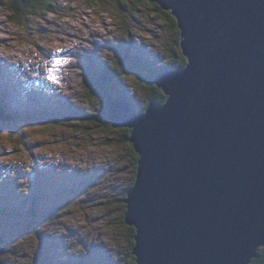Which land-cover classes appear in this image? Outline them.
Masks as SVG:
<instances>
[{"label": "water", "instance_id": "1", "mask_svg": "<svg viewBox=\"0 0 264 264\" xmlns=\"http://www.w3.org/2000/svg\"><path fill=\"white\" fill-rule=\"evenodd\" d=\"M147 1L175 19L187 64L156 76L166 104L108 110L116 128H133L139 156L125 200L132 254L249 264L264 247V0Z\"/></svg>", "mask_w": 264, "mask_h": 264}, {"label": "rangeland", "instance_id": "2", "mask_svg": "<svg viewBox=\"0 0 264 264\" xmlns=\"http://www.w3.org/2000/svg\"><path fill=\"white\" fill-rule=\"evenodd\" d=\"M145 1L137 7L135 3L126 0H89V2L58 0V5L65 10L63 12L65 14L62 16L47 14L41 20L39 27L36 18L29 19L27 25L14 23L10 20L7 5L0 4V77H3L2 80L6 85H8L7 81L11 85H16L13 77L16 72L21 73V71H14L11 66L25 63L26 55L33 51L44 62L37 67V72L46 79L42 84L39 83L47 88L44 89L46 97L41 99L50 100L52 103L50 90L54 89L53 96L58 100L57 105L54 106H63L58 108L60 111L66 107V112L70 114L76 113L75 110L78 113L81 110L90 113L94 111L92 107L99 104L100 100L97 95L92 98L85 95L83 83H86L84 82V70L88 69L86 63L89 60V67L92 68L89 70L92 75L86 81L95 83L93 79L97 74L108 65L111 67V61L116 59L121 61L120 65L125 71L124 93L128 96L136 91L137 108L134 102L133 108H136L134 112L139 113L140 105L142 113V110L144 111L147 106L148 109L153 102L148 104V100L145 101L144 96L148 95L149 91L148 83L142 85L143 87L138 85L135 87V76L140 73L142 79L154 84L156 77L152 74L154 72H157V75L162 74L159 70L164 68L158 65L162 63L166 66L174 65L176 55L180 57L177 48L181 49L180 42L176 41L178 38L171 27V21L164 18V14L169 12L162 10L155 3ZM149 3L159 7L160 11L158 12ZM116 6L122 9L126 23L120 19L122 14L118 13ZM30 24L32 27L27 31L26 28ZM123 24L126 25L125 29L121 28ZM125 31L127 36L124 35ZM90 42L92 46L93 42L97 43L96 47L88 53L89 56L79 59L81 61L77 63V55L82 54L81 49ZM107 43L116 47L115 52L107 49ZM65 46L72 48V54L63 51ZM57 49L60 51L58 52ZM44 52L51 53L54 56L53 60L45 59ZM61 53L66 56H62ZM18 54H22L24 59L17 62ZM11 59L15 60L14 63ZM56 59L61 60L59 66L54 64ZM140 65L147 66L150 73L141 71ZM8 66L12 69L10 67V70L5 69ZM46 66L50 72L52 71L49 77L44 76L47 74ZM64 67H67L68 72L62 74ZM54 73L56 77L52 78ZM67 78L69 82H66ZM51 80L54 82L49 85L48 82ZM2 83L0 82V107L7 113L9 112L6 108L11 109L14 119L11 121L5 116L7 113L2 110L0 123L11 121L14 125L13 129L23 131L29 138H27L28 143L32 144L30 147H34L33 152L38 151L35 152L38 154L35 157L36 163H30L28 168L37 171L39 180L50 179L24 187L19 180L21 189L15 190L17 183L13 174L17 175L19 170L26 169L27 160L33 159L29 155L15 153L13 146L18 144V137L10 138L6 132L0 131V162L3 161L10 172L7 182L1 181L3 178H0V210L1 208L11 210L14 205L25 207L28 204L33 208L34 203L37 202L35 206L37 205L38 214L48 213L51 209L52 211L48 215L38 216L34 215L32 208H29V216L26 214L18 218L15 216L11 219L13 220L11 226L7 225L10 219L6 214L0 213V233L4 234L0 236L5 237L0 243V264H35L36 257L40 259V264H79L81 261L83 264H127L125 257L129 243L117 218L122 212L121 204L113 201H117L118 192L128 187L132 179L133 160L128 157L130 146L126 137L133 128H115L110 121L108 122L112 127L108 124L104 128L89 127L79 122L71 126L46 127L47 120L34 118L35 113L42 111L33 114L28 111L37 109L36 105L43 100L32 101L28 97L26 100H20L11 95L6 102ZM65 89L67 95L64 93ZM58 92H61L62 97L56 94ZM167 102L166 99L164 103ZM14 108H20L21 113L16 112ZM51 109H55L53 104ZM37 122L41 125L36 126ZM47 153L54 156L55 163H59L63 168L57 170L55 163H46L43 155ZM85 160L90 163L87 167L86 163L84 165ZM21 161L25 164L17 163L21 166L16 167V162ZM96 170L98 176L91 178L92 175H96ZM10 186L17 192L13 194L14 203L11 198L2 196ZM134 186L135 183L131 189ZM40 190L45 192H39ZM119 195L121 198L123 194ZM108 197L114 200L108 201ZM50 199L53 204L49 203ZM63 200L66 204L62 206L60 204ZM32 222L36 224L32 225ZM2 245L8 246L5 253L1 249Z\"/></svg>", "mask_w": 264, "mask_h": 264}, {"label": "trees", "instance_id": "3", "mask_svg": "<svg viewBox=\"0 0 264 264\" xmlns=\"http://www.w3.org/2000/svg\"><path fill=\"white\" fill-rule=\"evenodd\" d=\"M94 1V0H91ZM125 1V0H122ZM129 3L132 4H136V6L138 7L139 5L142 4V2H146L145 0H133L134 2H131V0H126ZM87 2H89V0H87ZM5 3L8 7V10L10 11V20H13L14 23L18 24V25H22L25 24L27 25L29 22V19H33V18H38V19H43L47 14H53V15H57V16H62V14L65 10H62V8L60 7V5H58V0H0V4ZM151 4V3H149ZM97 5V2H96ZM152 7H154V9H157V11L159 12L160 8L157 7L154 4H151ZM118 13L122 14V16H120V19L124 20L126 19L125 15H123L122 13V9L120 8V6H116ZM166 17V19L171 21V27L174 29L175 34L177 36V43H179L181 41L180 38V32L179 29L177 28V24L174 20V18L170 15V14H164V18ZM126 23V22H124ZM37 26H40V23L37 24ZM32 27V25L30 24V26H28L26 28V30L28 31L30 28ZM126 25L123 24L121 26L122 29H125ZM126 31L124 33V35H126ZM127 36V35H126ZM128 40L130 41V39L128 38ZM179 41V42H178ZM110 45V46H109ZM108 50H111L112 52H115L116 47L113 46L112 44H108L106 45ZM177 52L180 53V57L178 55H176V60L174 65L171 66H166L165 64H159V66L164 67L161 69V71L159 70L160 73L165 74L164 72H171V71H176V70H181L183 69L186 64H187V60L186 58L183 56L181 49L177 48ZM110 52V54L112 53ZM176 52V51H175ZM123 53V52H122ZM176 53V54H178ZM175 56V53H174ZM173 56V57H174ZM121 61L118 60H112L111 61V67L110 65H108L105 69H103V71H101L100 73L97 74V76L95 77V79H93V81L95 83H90V80H87L92 74L89 70H92L91 66L89 67L88 65V69L84 70L85 74H84V82L83 86L85 88V95H87V97L92 98L94 95H97L98 99L100 100L99 104H95L94 107H92L94 109V111L90 112V113H86V111L81 110L80 113H78L77 110H75L76 113H68L67 108L64 107L63 111H60L59 109H54L52 112V114L46 115V113L44 114H37L36 117H51L50 119L47 120V125L46 127H53V126H65V125H70L71 124H75V123H82L85 125H88L89 127L94 126H100L102 128H104L106 125L110 124L108 121V116H107V112L109 110V107L116 101H120V102H125L126 105L131 109L132 112H134V110L137 108V93L136 91H134L132 93V95H130L131 100H129L128 96L125 95L124 91H125V84L123 83V78H125L124 74L125 71L123 70V66L120 65ZM157 68V66H155ZM141 71L144 70L145 73H150L148 71L149 68L147 66H143L140 65ZM139 71V72H141ZM158 71V70H157ZM159 74V75H162ZM157 75V72L153 73L152 76L156 77L159 76ZM135 87L138 86H145L149 85V91H148V95H145V101L148 100V104L155 102L157 104H162L164 103V101L167 99L166 95L163 93V91H161L156 85L153 84V82H149L146 81L144 79L141 78V74L138 73L135 76ZM132 83V86H134ZM143 85V86H142ZM134 87V90H135ZM148 90V89H147ZM136 103V108H133V103ZM139 103V102H138ZM140 106V105H139ZM138 106L139 109V113L138 114H142L146 112L147 107L144 109V111L141 110ZM7 110V109H6ZM65 114H64V113ZM96 113V115L93 114ZM135 113V112H134ZM8 114V113H7ZM137 114V113H136ZM11 117H14L13 114H8ZM6 123V124H4ZM4 123H0V125H2V127H0V131L2 132H6L10 138L11 137H18V144L13 146L15 149V153L17 154H26L29 155L33 152L34 147H30L32 144L28 143L27 140V136L24 135L23 131H21V129H13V122L9 121V122H4ZM36 126L41 125L40 122L36 123ZM99 124V125H98ZM112 127V124H110ZM7 126L9 127V129H7ZM113 127H115V125H113ZM116 128V127H115ZM74 133V132H73ZM129 134V133H128ZM26 137V138H25ZM131 137V131H130V135L127 136L126 138L129 140ZM29 139V138H28ZM34 143V141H33ZM130 148L128 149V157H130V159L133 160V164H132V179L130 184L128 185V187L121 189L120 192H118V197H117V201H115L113 198L108 197V201H113V203H118L121 204V214L120 217L118 218V224L120 226V228L124 229L125 233H126V241L129 243V249L128 252L126 253V259L128 261L127 264H137L136 261V257L132 254V250L133 247L135 245V240H134V236H135V229L133 227H130L126 224L125 222V213H126V204H125V198L128 196L127 192L129 191V189H131V187L134 185L135 181H136V171H137V164H138V159L139 156L138 154L134 151L133 145L130 143L129 144ZM12 147V148H13ZM26 151V152H25ZM20 157V155H19ZM89 163V161L87 162V164ZM90 164V163H89ZM88 164V165H89ZM39 176V175H38ZM37 176V177H38ZM97 175H92L91 178H96ZM34 179V176H33ZM50 178H46L43 181L49 180ZM41 181V180H40ZM41 181V182H43ZM86 182V181H85ZM70 184V183H69ZM39 192H45L44 190H40ZM48 193V192H46ZM123 194L121 198H119V194ZM27 204V203H26ZM36 204V202L34 203ZM117 204V205H118ZM28 205H25V209L28 210ZM15 206V205H14ZM27 206V207H26ZM32 208V205H30V209ZM15 213H18L19 208L15 207L14 208ZM34 212L35 215L38 216H43L46 214H38V210H37V205L35 207V210H32ZM41 212V211H40ZM53 216V215H52ZM50 219V218H49ZM41 220V219H40ZM36 221V219H35ZM33 224H36L34 222H32ZM34 231V229H33ZM35 232V231H34ZM7 233V231H6ZM5 233V234H6ZM37 234H40L39 231H36ZM0 235H4L3 233H0ZM3 238H5L4 236H2ZM33 237V236H32ZM35 238V236H34ZM40 240V239H39ZM25 241V239H24ZM5 247V248H4ZM6 247H8L7 245H2L1 249H3V252L5 253L6 251ZM35 264H40V259H38V257L35 258ZM42 264V263H41ZM79 264H83V262L81 261ZM249 264H264V247H260L257 251H256V256L253 257L250 261Z\"/></svg>", "mask_w": 264, "mask_h": 264}, {"label": "snow or ice", "instance_id": "4", "mask_svg": "<svg viewBox=\"0 0 264 264\" xmlns=\"http://www.w3.org/2000/svg\"><path fill=\"white\" fill-rule=\"evenodd\" d=\"M57 51L59 52L60 50L57 49ZM54 64H55V66H59V65L61 64V60L56 59V60L54 61Z\"/></svg>", "mask_w": 264, "mask_h": 264}, {"label": "bare ground", "instance_id": "5", "mask_svg": "<svg viewBox=\"0 0 264 264\" xmlns=\"http://www.w3.org/2000/svg\"><path fill=\"white\" fill-rule=\"evenodd\" d=\"M5 69H8V70H10V68H9V67H6ZM5 97H6V102H7V100H8V98H9V96L5 94ZM10 97H11V96H10ZM27 106H28V105H27ZM6 107H7V106H6Z\"/></svg>", "mask_w": 264, "mask_h": 264}]
</instances>
